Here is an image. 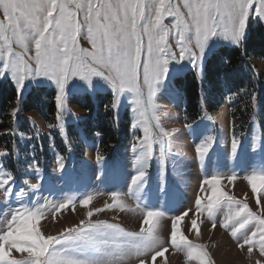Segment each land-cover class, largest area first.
<instances>
[{
	"label": "rangeland",
	"instance_id": "1",
	"mask_svg": "<svg viewBox=\"0 0 264 264\" xmlns=\"http://www.w3.org/2000/svg\"><path fill=\"white\" fill-rule=\"evenodd\" d=\"M169 2L186 12L183 0ZM255 6L256 0L239 47L245 43L250 23L264 26V21L255 17ZM172 20L165 16L164 23L170 25ZM81 32L78 47L91 50L86 29ZM191 36L194 44V29ZM178 39L175 30L169 33L167 43L176 58H168L167 76L156 88L154 113L151 107L145 112L133 85L126 84L117 94L102 75L92 76L90 84L80 76H69L63 106L57 107L58 123L49 125L36 110L21 112L19 101L33 87L52 88L57 94V84L47 77L25 80L20 100L9 109L11 118L6 122L10 129L0 130V153H4L0 155V177L12 176L6 185L12 188L11 193L6 195L0 189V234L15 226L12 220L17 213L38 210L39 215L22 222L24 227L18 229L7 251L0 238V261L7 262L10 254L20 264H69L70 260L83 264H264L259 235L251 245L245 243L255 230H264V183L253 184L250 179L264 174L262 103H255L252 120L244 129L233 121L231 106L235 101L227 90L225 98L210 97L203 90L197 108L201 115L191 119L178 79L189 71L203 79L206 62L214 52L222 46H237L222 35L211 36L201 66L196 68L187 55L179 58ZM31 48L25 58L35 55L34 44ZM146 58L145 50L141 59ZM245 63L256 74L261 89L264 60L247 57ZM0 80L17 90L8 72ZM139 87L147 93L142 69ZM97 92L113 94L118 121L126 114L129 117L127 135L123 134L108 154L100 146L102 134L89 132L81 124L89 112L71 98ZM137 100L141 102L137 104ZM144 127L149 129L151 158L142 181L133 184L132 178L140 170L137 157L146 150ZM2 134H8L7 138L2 140ZM208 137H212L211 145L200 156L196 147L207 143ZM233 139L237 142L235 151ZM58 156L62 157V167ZM195 166L200 180L192 202L178 207L192 193ZM217 176L220 182L214 186L206 182ZM113 192L118 193L115 198ZM210 193L223 201L211 214ZM88 197L89 203L82 205ZM229 206L251 222L237 230L239 222L226 219ZM149 210L161 215L154 218V226L147 229L148 225H143L144 229L142 221ZM182 216L177 226L176 220Z\"/></svg>",
	"mask_w": 264,
	"mask_h": 264
},
{
	"label": "snow or ice",
	"instance_id": "2",
	"mask_svg": "<svg viewBox=\"0 0 264 264\" xmlns=\"http://www.w3.org/2000/svg\"><path fill=\"white\" fill-rule=\"evenodd\" d=\"M183 6L186 12L180 6L172 5L169 0H0V61L3 62L0 77L5 72L10 74L17 85L18 96L29 77H47L58 86L55 100L59 109L63 106L69 76H80L90 84L92 76L102 75L111 82L117 94L126 84L135 86L134 90L143 100L145 112L151 107L154 113L156 88L167 76L168 58H176V53L167 43L169 33L175 30L179 37V58L183 60L187 55L189 63L199 68L211 36L222 35L237 47L242 44L247 21L253 16L254 0H183ZM165 16L173 17L170 25L164 23ZM255 17L264 21V0H256ZM82 28L86 29L85 39L90 42L91 50L78 47ZM193 29L194 44L191 36ZM32 44L35 55L25 58L32 51ZM145 50L147 58L142 60ZM101 69L106 70L107 74ZM141 69L143 84L147 86L146 94L139 87ZM136 102L139 104L141 101ZM115 106V99L106 105ZM143 131L146 150L137 157L140 170L132 178L133 184L142 181L144 169L151 158L148 127H144ZM211 140L212 137H208L207 143L202 142L196 147L198 155L206 153ZM236 146L237 142L233 139V151ZM57 159L61 161L62 167V157L58 156ZM250 179L253 184L264 183V174L252 175ZM11 180L10 173L6 178L0 177V189H4L6 195L12 191V188L6 187ZM206 182L214 186L220 182V178L212 177ZM111 195L115 198L118 193L113 192ZM210 195L209 214L223 203L215 194ZM90 200L91 197L86 198L82 205H87ZM226 213L229 222L233 218L239 222L237 230L251 222L246 217L242 218L231 206ZM38 215V210L15 214L12 220L15 226H11L7 234H0L6 251L18 229L24 227L22 222H26L29 217L38 218ZM160 215L157 211H147L142 228L143 225H148L147 229L154 226V218ZM182 220L183 216L177 218V226ZM257 235L261 250H264V241L260 240L264 237V230H255L245 243L251 245ZM0 264L20 262L9 254L7 262L0 261ZM69 264L83 262L70 260Z\"/></svg>",
	"mask_w": 264,
	"mask_h": 264
},
{
	"label": "trees",
	"instance_id": "3",
	"mask_svg": "<svg viewBox=\"0 0 264 264\" xmlns=\"http://www.w3.org/2000/svg\"><path fill=\"white\" fill-rule=\"evenodd\" d=\"M258 57L264 60V26L250 23L245 43L241 47L222 46L207 60L203 79L194 71H189L178 79V85L186 101V113L191 119L201 115L197 110L201 104L203 90L213 97L215 94L225 98L224 92L231 95L236 102L231 106V114L235 124L246 128L252 120L254 101L261 95L260 102L264 109V85L259 88L256 74L247 68L245 58ZM45 88V89H44ZM44 89V90H43ZM56 91L52 88L33 87L27 95L19 101L21 112L36 110L49 125L58 123V109L55 100ZM72 100L89 112L82 126L89 132L102 134L100 146L104 154H108L112 147L119 143L120 137L127 135L129 127L128 114L118 121L115 109L106 107L113 102L111 92H97L94 95L85 93L81 96L74 94ZM20 100L13 85L0 80V130L10 129L6 119L11 116L9 109ZM25 122V120H24ZM8 134H2V140ZM10 135V133H9ZM12 142L10 144V147Z\"/></svg>",
	"mask_w": 264,
	"mask_h": 264
},
{
	"label": "bare ground",
	"instance_id": "4",
	"mask_svg": "<svg viewBox=\"0 0 264 264\" xmlns=\"http://www.w3.org/2000/svg\"><path fill=\"white\" fill-rule=\"evenodd\" d=\"M191 176H192V180H193V183H192V187L190 188V190L192 189V193L190 191L188 197H187V200L184 201L183 204L179 205L178 207H184L188 204H190L192 202V194H193V191H194V188L195 186L198 184L199 180H200V172H199V169L197 166L193 167V170L191 172Z\"/></svg>",
	"mask_w": 264,
	"mask_h": 264
}]
</instances>
